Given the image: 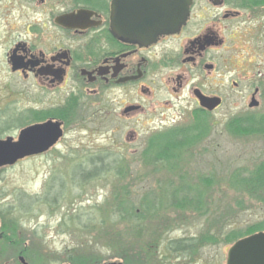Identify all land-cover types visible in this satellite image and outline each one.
<instances>
[{
	"label": "rangeland",
	"instance_id": "rangeland-1",
	"mask_svg": "<svg viewBox=\"0 0 264 264\" xmlns=\"http://www.w3.org/2000/svg\"><path fill=\"white\" fill-rule=\"evenodd\" d=\"M225 1L223 10L240 12L225 40L235 53V75L225 81L238 87L205 116L193 152L160 165L142 156L152 128L171 119L172 110L137 122L77 121L56 149L0 168V264H134L137 230L149 245L159 243V252L166 240L219 234V245L203 248V264H226L227 233L264 224V188L248 183L264 164V131L235 129L238 120L264 116V2L253 8L261 0ZM259 73L257 106L249 107L255 86L248 81ZM186 118L182 125L192 123ZM115 125L123 129L114 133Z\"/></svg>",
	"mask_w": 264,
	"mask_h": 264
},
{
	"label": "flooded vegetation",
	"instance_id": "flooded-vegetation-1",
	"mask_svg": "<svg viewBox=\"0 0 264 264\" xmlns=\"http://www.w3.org/2000/svg\"><path fill=\"white\" fill-rule=\"evenodd\" d=\"M112 1L0 0V141L16 142L22 130L40 125L47 126L45 136L59 135L43 153L18 162L56 149L77 121L84 127L99 120L137 122L170 110L174 115L152 128L142 156L152 165L179 162L203 136L205 116L218 111L238 87L234 80L225 81L235 75L234 46L225 40L233 33L228 22L240 12L223 10L225 0H190L188 18L176 33L142 42L113 37ZM260 78L262 73L248 81L255 86L250 100L260 93ZM200 98L219 105L208 110ZM186 115L193 121L182 125ZM17 129L14 138L11 131ZM122 129L115 125L111 131ZM166 143L159 158L155 154ZM140 232L133 242L134 264H203V248L220 243L219 234L199 233L166 240L159 252V243L149 245L139 239L144 237ZM234 237L231 229L224 242L233 245ZM111 263L124 264H106Z\"/></svg>",
	"mask_w": 264,
	"mask_h": 264
},
{
	"label": "water",
	"instance_id": "water-1",
	"mask_svg": "<svg viewBox=\"0 0 264 264\" xmlns=\"http://www.w3.org/2000/svg\"><path fill=\"white\" fill-rule=\"evenodd\" d=\"M189 5L190 0H113L111 33L128 42L153 41L158 36L176 33L188 18ZM200 102L208 110L219 105L218 100L207 98H200ZM256 106L253 99L249 107ZM46 127L24 129L16 142L0 141V168L43 153L52 146L59 135L45 136ZM20 262L25 264L23 259ZM226 264H264V232L236 241L228 251Z\"/></svg>",
	"mask_w": 264,
	"mask_h": 264
},
{
	"label": "trees",
	"instance_id": "trees-1",
	"mask_svg": "<svg viewBox=\"0 0 264 264\" xmlns=\"http://www.w3.org/2000/svg\"><path fill=\"white\" fill-rule=\"evenodd\" d=\"M254 1V0H251ZM257 1V0H256ZM260 1V0H259ZM260 2H264V0H261ZM236 123L235 129L238 130V132L242 133H262L264 131V116L262 119H250L248 120H238ZM262 127L261 129H259ZM242 130V131H241ZM264 133V132H263ZM175 145V144H174ZM173 146V145H172ZM168 149V144L166 143L164 146H161V149L157 150V153L155 155H158L159 158H164V153ZM173 150L174 148L171 147ZM169 167V169L174 168L173 164ZM251 178V179H250ZM254 179V180H252ZM253 186L254 190H261L264 188V164H260L254 173L249 177L248 183ZM187 201V200H186ZM123 207V204L120 205V208ZM264 231V224L260 225L259 227L248 229L247 231L242 232H235L234 240L237 241L243 237L250 236L256 232Z\"/></svg>",
	"mask_w": 264,
	"mask_h": 264
}]
</instances>
